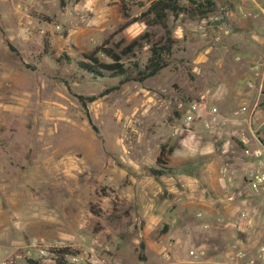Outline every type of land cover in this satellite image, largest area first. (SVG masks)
<instances>
[{
	"label": "rangeland",
	"instance_id": "rangeland-1",
	"mask_svg": "<svg viewBox=\"0 0 264 264\" xmlns=\"http://www.w3.org/2000/svg\"><path fill=\"white\" fill-rule=\"evenodd\" d=\"M214 1L206 17L169 15L164 29L139 18L150 0L126 9L119 0H0V264H55V247L75 251L70 264H163L201 242L223 249L219 235L193 228L196 205L213 195L199 155L208 128L194 118L225 69L216 61L230 59L228 35L250 36L247 27L234 32L237 18L264 23V0ZM167 32L175 39L168 65L106 94L119 77L94 80L57 60L142 35L129 59L143 63ZM77 94L97 96L87 105L91 122ZM193 101L205 107L187 120ZM161 145L172 157L155 176Z\"/></svg>",
	"mask_w": 264,
	"mask_h": 264
},
{
	"label": "crops",
	"instance_id": "crops-1",
	"mask_svg": "<svg viewBox=\"0 0 264 264\" xmlns=\"http://www.w3.org/2000/svg\"><path fill=\"white\" fill-rule=\"evenodd\" d=\"M260 9L262 13L258 14L264 17V8ZM237 20L240 25L234 26V32L242 34L243 27H247L250 36L228 35L230 59L216 61L217 70L222 67L221 62H226L225 69L221 76H216V90L210 94L207 108L194 118L198 120L200 130H206L207 119L212 125L207 129L208 133H204L199 155L204 159L205 189L213 191V195L196 205L200 206L197 213L202 217H198L199 222L193 228L204 230L206 235H219L225 243L219 251L211 243H199L197 247L205 249L204 258L244 264L247 255L254 254L259 245H264V191L254 193L251 190L248 178L256 165L242 150L244 146L264 148V106L259 105L264 99V43L258 39L257 31L264 28V23L245 25L241 16ZM200 60L207 62L208 58ZM252 62L263 68L258 70V75L250 68ZM213 113L217 115L215 121ZM181 154L186 161L188 153L183 151ZM223 166H227L228 176H222ZM193 180L189 176L186 179L189 184H193ZM185 204L190 205V201ZM241 210L246 212L247 218L240 217ZM237 252L244 255L236 257ZM183 258L176 257L163 264H186ZM257 264H264V259L258 258Z\"/></svg>",
	"mask_w": 264,
	"mask_h": 264
},
{
	"label": "trees",
	"instance_id": "trees-1",
	"mask_svg": "<svg viewBox=\"0 0 264 264\" xmlns=\"http://www.w3.org/2000/svg\"><path fill=\"white\" fill-rule=\"evenodd\" d=\"M119 1L123 9H126L127 5L133 0ZM214 9V0H150L139 18L149 25H160L166 29L169 15L176 17L179 14H187L190 16L206 17ZM145 35H148V33L145 32ZM142 38V35H140L124 46H121V42L113 45L109 44L108 41H104L93 50L80 53V59L75 60L66 54H62L57 57V60L61 61V59H65L67 61H73L83 75H89L94 80L104 77H119L117 85L105 89L99 95L106 94L128 81H143L168 65L175 44V39L171 33L167 32L157 41L150 44L148 49L149 55L143 63L137 60H130L129 58L133 55L134 48L140 44V39ZM6 43L12 51L16 50L8 40H6ZM76 96L85 109L88 120L91 122L87 105L95 100L97 96H84L81 94H77ZM171 151V147L166 148L165 145L160 146L156 157L157 167L151 169L153 175L160 176L168 171ZM52 252L55 255V264H70L67 256L75 253L69 247H55L52 248ZM27 262L28 264H43L34 258H28Z\"/></svg>",
	"mask_w": 264,
	"mask_h": 264
},
{
	"label": "built area",
	"instance_id": "built-area-1",
	"mask_svg": "<svg viewBox=\"0 0 264 264\" xmlns=\"http://www.w3.org/2000/svg\"><path fill=\"white\" fill-rule=\"evenodd\" d=\"M201 107H205V104L202 101H193L189 103L186 119L192 120L193 114H197ZM212 116H213L212 118L213 121H215L217 115L213 113ZM204 126L209 129L211 128L212 125L210 121H206L204 123ZM242 150L245 156L255 161V165H256L255 168L251 171L248 178L250 188L254 193H261L264 191V148L261 146H257V147L244 146ZM221 173L223 175L228 176V171L226 167L222 168ZM240 217L247 218V214L244 210L240 211ZM205 254L206 252L203 247H195L194 249H189V251L185 252L183 259L186 264H240L237 262H228V261L216 262L213 260H208L204 258ZM243 255H244L243 253L240 254L237 252L235 256L241 257ZM161 256L164 257L165 259L169 258V255L166 251H161ZM80 257H81L80 255H72L71 261L77 262L79 261ZM258 258L264 259V245H259L254 254L247 255L244 264H257Z\"/></svg>",
	"mask_w": 264,
	"mask_h": 264
}]
</instances>
